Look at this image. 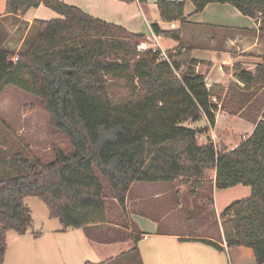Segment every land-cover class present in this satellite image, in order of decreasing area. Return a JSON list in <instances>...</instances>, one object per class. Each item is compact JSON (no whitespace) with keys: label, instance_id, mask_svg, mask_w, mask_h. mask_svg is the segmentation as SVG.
<instances>
[{"label":"trees","instance_id":"1","mask_svg":"<svg viewBox=\"0 0 264 264\" xmlns=\"http://www.w3.org/2000/svg\"><path fill=\"white\" fill-rule=\"evenodd\" d=\"M185 1L156 0L160 19L183 24ZM189 1L195 13L208 4H229L260 19L264 31V0ZM39 5L60 18L34 21L37 36L15 62L13 53L0 49V93L12 87L38 100L51 131L64 137L69 150L52 146L46 160L15 135L8 152L0 148V264L5 234L24 235L32 226L26 197L42 201L62 231L88 233L109 222L107 190L130 224L127 194L133 184L181 180L194 194L210 171L215 189L250 187V197L229 205L219 218L226 246L249 248L256 263L264 264V107L261 120L235 149L220 152L208 138L200 144L198 137L214 127L228 94L221 86L207 89L189 51L167 52V61L139 53L143 37L57 0H7L5 13L23 16ZM152 30L180 40V30L162 32L157 24ZM236 69L241 94L264 89V61L253 74ZM202 119L204 128L184 126ZM127 239L136 244L138 238L120 240ZM132 252L138 255L136 247Z\"/></svg>","mask_w":264,"mask_h":264},{"label":"crops","instance_id":"2","mask_svg":"<svg viewBox=\"0 0 264 264\" xmlns=\"http://www.w3.org/2000/svg\"><path fill=\"white\" fill-rule=\"evenodd\" d=\"M6 1L0 0V49L17 57L37 36H28L30 32L34 33V28L38 33L34 21H50L60 16L43 5L23 16L8 15L5 13ZM57 1L143 38L154 33V24L162 32L180 30L178 42L159 35L162 50L170 53L189 51L191 58L197 62L196 72L204 77L207 89L213 86L225 88L228 94L226 101L233 105L232 114L221 110L215 114V125L209 131L215 139L219 137L217 141L221 150L231 151L238 147L254 130V122L261 120L264 89L253 94H241L243 85L236 78V68L253 74L264 61V31L260 30V19L244 16L229 4H208L200 13H195L189 0L184 3L183 24L178 21L163 22L156 0ZM240 104L243 107L238 109L237 105ZM206 126L207 121L202 119L191 128L197 130ZM240 134L242 138L237 139ZM204 136L200 135L199 139L202 140ZM176 181L132 185L127 194L126 212L134 224L135 229L130 234L137 236L136 244L128 239H98L108 231V224L91 226L88 233L83 229L62 231L59 221L49 218L46 227L40 230L34 228L33 221L31 231L28 229L24 235H19L21 238L13 236L12 231L5 234L4 264H112L114 258L123 255H133V264H257L251 249L228 248L225 241L216 242L205 234L209 209L213 214L216 212L214 215L219 218L218 214L230 203L248 199L250 187L238 185L215 189L212 177L209 185L202 184L192 194L189 184H178ZM205 190L209 193L208 204L202 198ZM186 191H189L188 195ZM181 212L197 213L195 219H190ZM202 212H205V216H202ZM193 220L196 222L193 223ZM219 232L224 239L221 226ZM8 239L13 240L10 247ZM118 240L125 244L131 241L132 247L121 254L108 255L106 248L120 243ZM204 240L214 242L220 250L204 243ZM134 247L138 255L132 252ZM11 253L15 254L11 256Z\"/></svg>","mask_w":264,"mask_h":264},{"label":"rangeland","instance_id":"3","mask_svg":"<svg viewBox=\"0 0 264 264\" xmlns=\"http://www.w3.org/2000/svg\"><path fill=\"white\" fill-rule=\"evenodd\" d=\"M34 29H35L34 33L30 32V35L28 34L29 38L30 36H33V38L36 36L37 29L36 28ZM16 58L17 57L13 56L11 58V61L15 62ZM231 89L232 88H230V90ZM226 109H231V112L234 111L233 105L232 104L230 105L228 102L224 103L222 108L221 107L219 108V110L221 111H226ZM256 111H258V109ZM2 122H4L6 126H8V128L4 126ZM194 124L191 122H187L184 123V126L191 128L192 126H194ZM14 135L18 136V138L22 139L27 145H29V147L39 157L46 160L51 157L52 146L61 147L65 151L69 150V145L67 141L64 139V137L61 136L60 134H56L51 131L49 126V117L42 110L39 101L24 92H21L12 87L10 88L8 87L7 89L5 88L2 95L0 96V148L8 152L10 146L13 145L14 143L12 142V140H15ZM199 137H198V142L200 144L205 143L207 138L209 139V141L213 143H215L214 141H216L215 144L216 150L223 152L217 141L219 137H217V139H213L212 138L213 135L211 133H208L206 136H204L202 140H200ZM236 138L241 139L242 135L241 134L237 135ZM1 139H5L6 143L3 144ZM212 175H213L212 171L205 172V177H204L205 180L203 181V184L209 185L212 182L211 181ZM176 182H178V184H184L183 182H181V180H177ZM205 189L208 190L207 188ZM206 190L202 194L203 195L202 198H204V202L209 203L207 199L208 198L207 195L209 193ZM186 192H187L186 194L188 195L189 191ZM23 201L31 212L32 219L34 221V228L40 230L41 227H46L47 220L50 217L44 203L35 197H26ZM106 201L108 203L107 206H108V217H109L108 220L109 222L107 223L108 227L106 228V230L108 231L104 232L103 234L100 232L102 235L101 237L98 236V239L108 240V239H121V238L129 237L131 235L130 234L131 230L134 231L135 229L134 225H131V223L133 224V222H131L130 218L128 217L130 224H127V222L125 223L126 218L122 216L121 212H119V208L116 206V203L108 190L106 191ZM196 213L197 212H191L189 214L188 212H181V214H186L185 216H189L190 219H195ZM221 213L222 212H220V214ZM181 214H179L180 217L183 216V215L181 216ZM214 214L210 209L209 212L206 213L208 230L206 231L207 233L205 234L208 235L213 240H215L216 242H223L224 239L222 238L219 232V227L221 226L220 218L215 217ZM202 216H205V212H202ZM194 222L196 221L193 220V223ZM197 223L200 222L197 221ZM31 229L32 227L29 228V231H31ZM11 234H13V236H16V238H21L15 232ZM8 244L10 247L13 244V240L8 239ZM131 247H132L131 241L128 244H125V242L120 241V243L112 245V247H107L106 253L108 255L114 256L118 253L121 254L124 251H127V249ZM10 250L12 249L10 248ZM14 254L15 253H11V256ZM133 259H134L133 255H131V257H128V255L125 256L123 255L118 259L114 258L112 260V264H128V262L130 261H131L130 264H133L132 261ZM12 261L14 262L15 258Z\"/></svg>","mask_w":264,"mask_h":264},{"label":"built area","instance_id":"4","mask_svg":"<svg viewBox=\"0 0 264 264\" xmlns=\"http://www.w3.org/2000/svg\"><path fill=\"white\" fill-rule=\"evenodd\" d=\"M159 35L156 33H152L150 36H147L140 40L136 46V50L139 53H150V54H157L159 60H168V53L163 51L160 44H159ZM17 60V58H16ZM15 60V61H16ZM215 139V137H213ZM213 145L215 146L216 141H214ZM213 182L215 180V172H213ZM211 177V179H212Z\"/></svg>","mask_w":264,"mask_h":264}]
</instances>
